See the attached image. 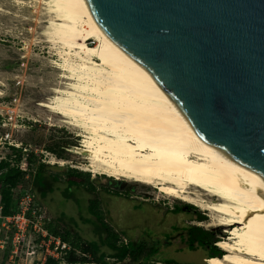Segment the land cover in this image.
<instances>
[{"label": "bare ground", "instance_id": "obj_1", "mask_svg": "<svg viewBox=\"0 0 264 264\" xmlns=\"http://www.w3.org/2000/svg\"><path fill=\"white\" fill-rule=\"evenodd\" d=\"M42 2L66 80L45 106L79 129L85 170L105 165L213 212L223 254L207 264H264L260 175L201 138L152 74L104 35L84 0Z\"/></svg>", "mask_w": 264, "mask_h": 264}, {"label": "rangeland", "instance_id": "obj_2", "mask_svg": "<svg viewBox=\"0 0 264 264\" xmlns=\"http://www.w3.org/2000/svg\"><path fill=\"white\" fill-rule=\"evenodd\" d=\"M42 1L0 0V158L8 153L7 144L12 142L21 146L22 154L32 152L34 164L43 163L44 170L56 178L45 173L43 186L33 188L31 177H23L14 189L13 210L20 196L28 190L44 222L53 221L59 231H77L84 239H96L94 218L87 211L88 199L95 198L105 221L121 233L120 237L123 234L128 239L157 246V258L161 260L207 264L205 250H190L178 234L184 232L183 226L196 224L221 239L225 236L224 227L215 224L213 212L193 204L206 216L197 221L195 210L185 205L188 202L164 194L149 184L112 172L105 165L90 167L96 173L85 170L90 162L81 147L79 129L45 106L54 95L51 89L65 86L66 80L54 64L59 58L58 42L51 36L53 15ZM94 42L89 39L87 43L93 45ZM56 143L64 146L63 158L46 149ZM67 168L81 172L80 177L75 178L81 182L79 185L68 186ZM89 186L94 190L88 191ZM174 205L181 211L172 212ZM4 236L0 264H39L48 257L58 260L57 264H66L55 242L43 245L31 227L27 228L16 255L11 256L9 252L11 231H6Z\"/></svg>", "mask_w": 264, "mask_h": 264}, {"label": "water", "instance_id": "obj_3", "mask_svg": "<svg viewBox=\"0 0 264 264\" xmlns=\"http://www.w3.org/2000/svg\"><path fill=\"white\" fill-rule=\"evenodd\" d=\"M206 142L264 181V0H84Z\"/></svg>", "mask_w": 264, "mask_h": 264}, {"label": "trees", "instance_id": "obj_4", "mask_svg": "<svg viewBox=\"0 0 264 264\" xmlns=\"http://www.w3.org/2000/svg\"><path fill=\"white\" fill-rule=\"evenodd\" d=\"M7 146L10 150L5 156L0 158V204L1 214L3 215H9L15 211L13 210V193L23 177H31L33 188L35 186L40 188L43 186L45 183L44 178H46L45 173H47L48 177L56 180L54 176H50L49 172L44 170L43 163L37 162L34 164L32 152L22 154L21 146L8 144ZM63 147L62 144L56 143L53 146H47L46 149L56 157L63 158L61 151ZM23 159L26 161L25 169L20 168V163ZM80 175V171L67 168L65 181L68 186L79 185L81 182L75 178L80 177ZM86 189L88 191L94 190L92 186ZM98 205V199H88L87 211L94 218L96 239H84L77 231L70 232L66 229L59 231L53 221L44 222L48 232L68 245L67 248L59 250L60 258L66 264H120L123 261H127L129 264H178L172 260L157 258V246L149 245L143 240L128 239L123 234L120 237L121 233H118L105 221ZM185 205L195 210V220L202 221L206 218L193 204L185 203ZM171 211L177 213L181 211V208L174 205ZM181 230L184 232H179L178 234L180 241L190 250L204 249L206 252L205 261L209 257H220L223 254V251L215 245L218 238L213 235L212 231L196 224H188L183 226ZM103 248H107L108 251H104ZM57 263L58 260L48 257L43 264Z\"/></svg>", "mask_w": 264, "mask_h": 264}, {"label": "built area", "instance_id": "obj_5", "mask_svg": "<svg viewBox=\"0 0 264 264\" xmlns=\"http://www.w3.org/2000/svg\"><path fill=\"white\" fill-rule=\"evenodd\" d=\"M1 138L2 136H0V139ZM8 145L18 146L12 142H8ZM20 168H26V161L24 159L20 164ZM28 227H31L33 231L38 234L43 245L48 246L51 241H54L56 244L55 248L59 247L60 249H64L68 247L66 243L61 242L58 237L53 236L45 228L44 218L35 208L31 197V192L26 191L20 196L16 210L9 215L1 214L0 204V247L3 248L5 244L6 236H4V233L8 230L11 231L9 242V252L11 256L17 254L19 250V244L24 240L25 232L27 231ZM39 264H43V261H40Z\"/></svg>", "mask_w": 264, "mask_h": 264}]
</instances>
